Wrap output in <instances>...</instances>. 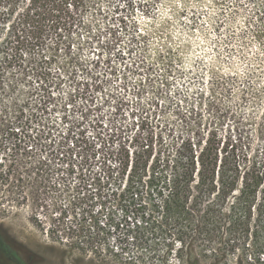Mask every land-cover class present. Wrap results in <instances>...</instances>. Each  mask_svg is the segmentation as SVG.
Here are the masks:
<instances>
[{
  "label": "rangeland",
  "instance_id": "374dc122",
  "mask_svg": "<svg viewBox=\"0 0 264 264\" xmlns=\"http://www.w3.org/2000/svg\"><path fill=\"white\" fill-rule=\"evenodd\" d=\"M23 7L0 4V231L26 264H186L190 250L200 264H264V237L226 256L171 226L135 243L118 203L157 195L104 184L125 155L208 133L264 154V0H94L59 46L20 61Z\"/></svg>",
  "mask_w": 264,
  "mask_h": 264
},
{
  "label": "trees",
  "instance_id": "16d2710c",
  "mask_svg": "<svg viewBox=\"0 0 264 264\" xmlns=\"http://www.w3.org/2000/svg\"><path fill=\"white\" fill-rule=\"evenodd\" d=\"M5 1L0 0V4ZM13 1L24 5L18 13L16 25V48L20 61L23 53L33 56L41 50L49 38L55 46H59L80 21L79 8L87 6V2H94ZM262 9L261 4L257 3L259 13H262ZM254 35L263 37L264 24L257 26ZM162 83L165 86L169 84L168 74L163 75ZM260 91L264 113V89ZM234 141H221L215 133H208L195 140H184L179 146L166 148L153 157L147 147L134 158L125 155L119 159L117 166L109 168L104 184L111 181L118 183L133 195H157L156 200L148 198L144 202L134 197L118 203L122 213L119 222L124 221L129 226L132 240L136 243L138 236H142L147 229L163 234L166 232L163 227L171 226L174 228L172 234L180 244L187 237L202 242L222 243L220 249L201 248L198 252L202 255L207 252L212 255L224 253L226 256L238 250V241L249 237L253 240L263 239L264 154L252 157L247 150L237 148ZM144 203L148 205V210ZM106 220L110 225H116L113 213L108 212ZM253 225L256 228L250 231ZM182 248L180 246L178 250ZM121 249L123 251L125 248ZM192 252L188 251L186 264H200ZM22 254V247L6 239L0 231V256L5 258L4 263L26 264Z\"/></svg>",
  "mask_w": 264,
  "mask_h": 264
}]
</instances>
